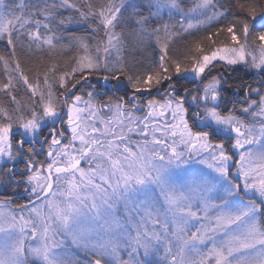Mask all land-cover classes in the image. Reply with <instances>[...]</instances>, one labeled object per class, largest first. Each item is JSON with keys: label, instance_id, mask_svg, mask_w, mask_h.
<instances>
[{"label": "snow or ice", "instance_id": "1", "mask_svg": "<svg viewBox=\"0 0 264 264\" xmlns=\"http://www.w3.org/2000/svg\"><path fill=\"white\" fill-rule=\"evenodd\" d=\"M221 9L219 0H193L189 8L181 0H0V42L8 52L0 54V91L9 96L22 82L30 92L27 106L15 95L11 110L0 106V162L12 163L9 186L23 185L27 197L18 217L9 213L5 223L0 211V264H152V256L158 264H264V80L233 101L228 72L243 64L264 73V22L254 34L247 19L222 27L232 47H216L209 33L207 45H183L182 59L170 53L183 34L231 14ZM239 9L255 20V5ZM69 10L76 15L64 16ZM74 23L94 25L92 36L103 31L96 55ZM119 25L134 27L117 33ZM143 37L159 45L154 67L141 74L122 57L111 62L113 50L120 57L126 40L138 45ZM74 46L84 55L59 76L50 68L51 80L45 74L31 82L16 59L25 47L51 54ZM92 76L126 81L131 94L96 101ZM154 90L167 98L142 99ZM18 157H26L25 171L13 181ZM11 202L5 193L0 209ZM66 244L83 259L72 258Z\"/></svg>", "mask_w": 264, "mask_h": 264}, {"label": "trees", "instance_id": "2", "mask_svg": "<svg viewBox=\"0 0 264 264\" xmlns=\"http://www.w3.org/2000/svg\"><path fill=\"white\" fill-rule=\"evenodd\" d=\"M16 1L17 0H8L9 4L11 5H14ZM24 2L27 3V1L25 0ZM90 2L94 5H97L105 2V0H90ZM135 2L142 5L147 4V0H135ZM219 2L225 5V9H221V10L222 11L226 9L230 10L231 14L228 15L226 19L214 20L209 25L199 28V30L197 29L192 30L193 33L192 35L183 34L186 37L185 39L176 40L175 42L170 43V53L173 56V58L182 59L185 52L183 45L190 44V42L192 41L199 39L202 40L204 44L206 45L209 44L210 42L207 41L206 39L209 33H212L214 39H217L219 41L216 47H223L225 43H227L229 47L234 46L227 32L219 31L222 27H226V25L230 22L238 23L243 19H247L250 25V30L253 32V34L255 30L259 29L260 24L264 22V0H219ZM32 3H35V0H33ZM192 3L193 0H181V6L184 8H189L192 5ZM241 4H243L245 8H247L249 5H255V9H256L255 20H253L250 16H247L245 12L240 11L239 5ZM140 10L145 15H147L148 12L147 7H142ZM130 11L131 9H129V12ZM63 15L67 17V16H75L76 14L71 10H69L64 12ZM93 26L94 25H90V27ZM154 26L155 25H153V27ZM71 27L76 36L85 37V38L91 37L89 44L91 54L96 55V52L94 51L96 47V42L105 39L103 31L101 30L98 35L92 36L90 27H84L82 24H75V23L71 25ZM132 27L134 26L119 25L116 28V32L120 33L124 31L125 33H127L132 29ZM218 31H219V35L217 36L216 34ZM239 34H240V30L238 29V35ZM125 43L128 46L124 51L120 53V57L117 56L115 50H113L110 53L112 63H115L118 58L122 57L123 61L127 62L128 67L132 69L133 73H141V74L146 73L150 68L154 67V61L157 58L159 51V45L157 44L154 37H143V42L138 45L135 44L133 41H129V40H126ZM241 43H243L242 37H241ZM0 54L5 56L8 55L5 44L3 42H0ZM99 54L101 56H104L102 49ZM82 55H84V53L81 51L79 46H74L73 48H71V50H69L67 47H65L63 50L57 49L56 51H53L51 54L37 50L29 51L27 47H25L23 51L19 49L17 50L16 59L19 60L21 64V70L23 71V73L29 77V80L31 82L36 83L38 77L42 78L45 74H47L51 80L52 73L49 71V69L52 68L53 66H55L57 69L56 72L57 76L60 75L61 71H70L72 67H75V65L72 63L73 58H77ZM228 72H229L230 93H234L231 94L229 98L232 99L233 101L237 99L243 101L246 95L247 87L249 85L255 87L257 86L260 80H264V73H255L253 70H251L250 68L244 65H236L234 66V68H229ZM4 79H6L5 68H4V64L0 62V81H3ZM90 82L94 85V90L96 92L95 98H97L99 101L106 100L109 96H115V97L122 96L126 91L129 92V95L131 94L130 89L125 87V84L127 83L126 81L124 82V84L116 85L115 82L112 81L105 82L103 79H98L97 76H92L90 78ZM103 82H105L106 84L104 85ZM90 90L93 89H89V88L83 89L84 92ZM53 91H55V87L53 88ZM10 95H15L17 97L18 104L25 106V104L28 103L26 101H29L30 92L28 91L27 87L23 85V83L21 82L19 87ZM10 95L6 96L3 91H0V106L8 108L9 110H11L12 107ZM163 95H165L163 91L156 92L154 90L151 94V97H148V95L145 94L144 96H142V99L145 100L148 98L161 99ZM251 99H255L254 94L251 95ZM229 107H231V105H229ZM240 108H241V104H236V109L238 110ZM48 129H49L48 126L45 127L43 135L48 134L46 133ZM14 143H15V138H14ZM36 148L39 149L40 146L38 145ZM24 159H26V157H24ZM40 159L41 160L44 159L43 154L40 156ZM19 177L20 176L14 175V179H17ZM4 178H7L9 182V178L7 175H4ZM15 186L16 185L12 183L10 188L8 187L5 189L6 193L12 191V189L15 188ZM14 203L16 205H20L23 204V200L20 198L15 200Z\"/></svg>", "mask_w": 264, "mask_h": 264}, {"label": "rangeland", "instance_id": "3", "mask_svg": "<svg viewBox=\"0 0 264 264\" xmlns=\"http://www.w3.org/2000/svg\"><path fill=\"white\" fill-rule=\"evenodd\" d=\"M25 1H27V3L30 4V3H32L33 0H25ZM16 3H17V1H16ZM191 6H192V5H191ZM191 6H190V7H191ZM209 14H211V13H209ZM164 19H165V20L168 19L167 13L164 14ZM178 19H179V16L176 15V14L174 13V14H173V22H175V21L178 20ZM213 21H214V20H212V21H210V22H207V23H204V24L201 25V27L207 26V25H209V24H210L211 22H213ZM177 27H178V25H177ZM201 27H200V28H201ZM193 30H194V29H193ZM161 38H162V42H164V40H163V33H161ZM154 39H155V38H154ZM155 40H156V39H155ZM231 47H232V46H231ZM241 65H243V64H241ZM103 84L105 85L106 83L103 82ZM254 96H255V99H258V97H257L255 94H254ZM166 98H167V97H165V98H161V99H157V98H154V99L159 100V101H161V103H162ZM95 100H96V101H99L97 98H95ZM26 102L29 103V101H26ZM100 102H102V101H100ZM28 103H27V104H28ZM27 104H25V106H27ZM157 110H159V109H157ZM239 110H240V109H239ZM145 111H146V109H145ZM138 114H139V115H143V111L140 112V113H138ZM236 114H237V115H241V113L238 114L237 112H236ZM242 118H243V119H246V120H249V121L251 120V117H250V116H242ZM50 125H51V121H49V122H48V125H46L45 127L50 126ZM14 131H18V130L14 129ZM132 138H133L134 140H135V139H138V137L135 136V135H133ZM40 139H41V137H40ZM44 146H45V149H46V148H47L46 145H44ZM17 160H18V158H17ZM4 165H5L4 163L0 162V191L3 190V189H2V188L4 187L3 184H8V179H7V178H4V175H7V171H6V169H7L10 165H12V163H11V162H8V163L6 164L5 170H4V169L2 170V167H3ZM14 170H15V171H18V170L15 169V168H14ZM25 179H26V177H25ZM0 211H3V212L6 214V221H5V223H6L7 221H10V220H11V216H10V215H7V214L11 213V214L16 215L17 217L20 215V211H19V209H14V208H12V207H11V208H9V207H4L3 209H0ZM45 211H46V210H45ZM117 214H118L119 218L123 219V216H124V210H123L122 207H119V208H118ZM24 215L27 216V213L25 212ZM30 243L35 244L36 242H35V241H30ZM66 247L68 248V253H69V255H70L72 258H79V259H81V260L83 259V253H81V252H79L78 250H76L73 246H70V245H67V244H66ZM121 255H122L123 258H127L126 253L122 252ZM160 255L162 256L163 253L161 252ZM149 259L152 261V264H158L159 257H157V256H152V257H150ZM31 264H37V262H36V261H32Z\"/></svg>", "mask_w": 264, "mask_h": 264}, {"label": "flooded vegetation", "instance_id": "4", "mask_svg": "<svg viewBox=\"0 0 264 264\" xmlns=\"http://www.w3.org/2000/svg\"><path fill=\"white\" fill-rule=\"evenodd\" d=\"M162 98H165V95H163L162 96ZM237 113L238 114H240V111H239V109L237 110ZM57 127H59V124H57ZM48 128H49V126H48ZM49 130V129H48ZM46 133H48V131L46 132ZM47 135V134H46ZM41 139H43V137L41 136ZM40 146V148H41V145L39 144V143H37L36 145H35V147H37V146ZM46 147H47V145H46ZM39 148V149H40ZM44 148H45V146H44ZM39 149H37V150H39ZM24 158L22 159V158H19L18 157V160H17V162L15 163V165H14V168L15 169H17L18 171H15V176H20L19 178H17V179H14V176L12 177V179H13V181H15V180H20L22 177H21V175H20V173H23L24 171H25V163H24ZM9 167H13V165H10ZM5 168V165L2 167V170ZM25 178V177H24ZM15 184V183H14ZM16 185V184H15ZM3 190L2 191H0V201H2V200H4L5 199V193H6V188H10V186H9V182H8V184H3ZM23 189H24V186L23 185H21V186H19V187H17V185L15 186V188H13L12 189V191H10L9 193H6L8 196H11L12 197V202H11V204L9 205V206H7V207H9V208H14V209H18V205H16L14 202H15V200H17V199H22L23 200V204H25V203H27V197L24 195V191H23ZM21 190V191H20ZM18 193V195H12L13 193Z\"/></svg>", "mask_w": 264, "mask_h": 264}]
</instances>
